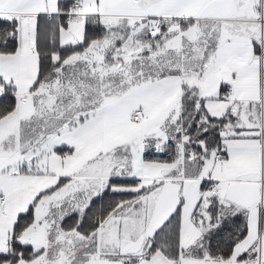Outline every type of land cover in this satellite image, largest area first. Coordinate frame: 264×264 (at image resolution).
<instances>
[{"label":"snow or ice","instance_id":"snow-or-ice-1","mask_svg":"<svg viewBox=\"0 0 264 264\" xmlns=\"http://www.w3.org/2000/svg\"><path fill=\"white\" fill-rule=\"evenodd\" d=\"M0 264H264V0H0Z\"/></svg>","mask_w":264,"mask_h":264}]
</instances>
